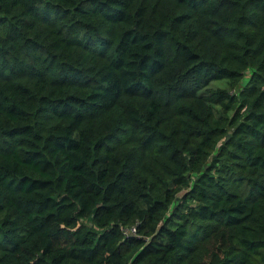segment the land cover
I'll use <instances>...</instances> for the list:
<instances>
[{
  "label": "trees",
  "instance_id": "obj_1",
  "mask_svg": "<svg viewBox=\"0 0 264 264\" xmlns=\"http://www.w3.org/2000/svg\"><path fill=\"white\" fill-rule=\"evenodd\" d=\"M0 264H264V0H0Z\"/></svg>",
  "mask_w": 264,
  "mask_h": 264
},
{
  "label": "built area",
  "instance_id": "obj_2",
  "mask_svg": "<svg viewBox=\"0 0 264 264\" xmlns=\"http://www.w3.org/2000/svg\"><path fill=\"white\" fill-rule=\"evenodd\" d=\"M130 234H134L135 233V230L134 229H132V230H130V232H129Z\"/></svg>",
  "mask_w": 264,
  "mask_h": 264
},
{
  "label": "rangeland",
  "instance_id": "obj_3",
  "mask_svg": "<svg viewBox=\"0 0 264 264\" xmlns=\"http://www.w3.org/2000/svg\"><path fill=\"white\" fill-rule=\"evenodd\" d=\"M247 81V77L242 80V83H245ZM216 85V84H214Z\"/></svg>",
  "mask_w": 264,
  "mask_h": 264
}]
</instances>
